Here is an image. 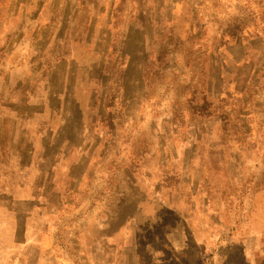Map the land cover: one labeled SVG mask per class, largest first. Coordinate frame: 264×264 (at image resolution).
I'll list each match as a JSON object with an SVG mask.
<instances>
[{
    "label": "rangeland",
    "instance_id": "1",
    "mask_svg": "<svg viewBox=\"0 0 264 264\" xmlns=\"http://www.w3.org/2000/svg\"><path fill=\"white\" fill-rule=\"evenodd\" d=\"M0 264H264V0H0Z\"/></svg>",
    "mask_w": 264,
    "mask_h": 264
},
{
    "label": "crops",
    "instance_id": "2",
    "mask_svg": "<svg viewBox=\"0 0 264 264\" xmlns=\"http://www.w3.org/2000/svg\"><path fill=\"white\" fill-rule=\"evenodd\" d=\"M18 230L20 231V236L18 237L17 242L22 244L23 246H25V245L27 246V242H29V238H28L29 237V231L25 225V222L23 223V226H20V228ZM55 245H57L56 242H55ZM5 254H6V256L10 255L9 253H6V252H5Z\"/></svg>",
    "mask_w": 264,
    "mask_h": 264
}]
</instances>
